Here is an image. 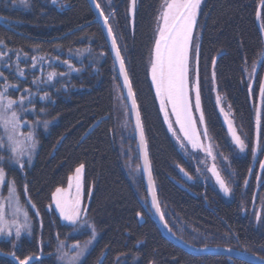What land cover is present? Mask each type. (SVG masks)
Instances as JSON below:
<instances>
[{"label":"trees","instance_id":"obj_1","mask_svg":"<svg viewBox=\"0 0 264 264\" xmlns=\"http://www.w3.org/2000/svg\"><path fill=\"white\" fill-rule=\"evenodd\" d=\"M162 1L135 0L130 16L132 0H114L110 20L142 116L162 211L167 206L184 222L209 235L208 240L213 237L206 246L181 238L189 244L234 248L264 258L260 251L264 249V234L255 231L248 217H242V206L250 208L253 196L252 189L242 196L241 186L247 180L254 188L257 178L249 176L251 158L233 159L239 181L238 196L232 202L210 186L193 185L189 193L175 183L179 179L176 168L186 169L187 164L165 126L148 69ZM94 21L87 0H58L55 5L49 0H28L25 8L0 9V45L5 44L26 59L23 67L27 78L39 80L53 63L52 71L67 75L50 84L51 124L48 133L39 137L34 161L23 172L8 167L22 202L27 204L28 198L32 206L34 232L21 241L16 255L39 258L32 264H59L56 253L60 241L83 245L89 239V233L63 225L55 212L47 210L52 192L66 187L67 176L82 163L85 191L91 190V196L86 195L87 222L98 234L82 264H249L223 256L195 257L163 238L151 218L144 182L137 191L125 174L114 144L113 88L119 81L103 32ZM199 24L201 109L207 129L228 155L232 154L231 146L214 103L213 85L230 104L250 146L257 142L258 111L259 138H264V101L260 97V83L264 82V60L260 57L264 51V9L260 8V0H206ZM32 57L42 58V64L35 63L36 68H32ZM65 60L72 68L62 63ZM258 60L256 84L251 92L245 68ZM21 83L23 87L32 85L30 81ZM25 184L27 194L23 193ZM166 222L180 237L167 219ZM12 251L9 243L0 241V252ZM0 264L14 263L0 257Z\"/></svg>","mask_w":264,"mask_h":264},{"label":"snow or ice","instance_id":"obj_2","mask_svg":"<svg viewBox=\"0 0 264 264\" xmlns=\"http://www.w3.org/2000/svg\"><path fill=\"white\" fill-rule=\"evenodd\" d=\"M57 0H52L55 4ZM20 4L27 6L28 0H19ZM133 7L135 6V0H132ZM201 6V0H163L161 5L160 15L157 17V29L154 39L153 53L151 59V81L155 87L156 97L159 99L160 112L164 115V123L168 125V131L172 133L176 138L177 144L185 154H188V145L192 149L202 148L200 144V133L197 128V123L205 124V117L201 109V89L198 69L195 74V80L190 77V65L195 53L196 59H199L200 45L194 43L198 38L194 36V31L197 28V17ZM96 8L99 9L100 5L96 4ZM260 8L264 9V0H260ZM103 16V11L100 12ZM261 18V12L257 11V19ZM105 25L108 23V18L104 19ZM261 31L264 32V24L261 25ZM108 35L113 36L111 27L108 28ZM2 43V41H0ZM112 49L115 52L116 60L119 62L120 74L124 78V86L128 89V99L132 102V110L136 112V126L140 130V139L142 146L146 149L144 143L143 129L140 122V114L137 109L135 100V94L132 90V85L128 77V73L125 69V62L121 57L120 49L117 47V41L113 37ZM260 57L264 60V51L260 53ZM3 59V54L0 53V60ZM19 59V56L17 57ZM35 67V57H32ZM42 59V58H41ZM67 64L69 68H72L68 61H62ZM213 65L215 60L212 61ZM260 61H256L252 65V71L249 74L250 79L254 78L257 74V66ZM16 71L20 76H24L23 69L19 64L16 66ZM57 75L56 72L48 74V81H51ZM59 75H64L60 73ZM0 78H3L5 83L0 85V129H3V136H0V149L4 150L3 154H0V189L7 187L8 196H0V237H7L9 240L18 241L21 237L22 231H27L31 235V226L29 223L30 217L27 208L21 203V194L18 191L15 177H10L5 170V165H16L21 172L26 170V167L31 164L33 155L39 143L35 125H38L40 121H35L33 125H29L28 131H22L21 129L28 125L27 120H22L21 113L26 112L29 109L25 107V99H28L32 93L31 89H24L29 95L25 97L21 95L20 98L13 99L9 94V88H19V84L8 83V77L5 76L3 71H0ZM215 74L213 73V79ZM35 83V81H33ZM249 91L251 86L249 85ZM194 92V104L192 93ZM260 97L264 100V82L260 83ZM48 93L45 92L41 99H48ZM29 103L31 100L29 99ZM219 104V98L217 99ZM171 105V115L175 116V125L179 126V135L174 128L173 122L170 120V113L168 106ZM32 111H35L33 108ZM43 111V109H41ZM194 111L199 112L198 121L194 117ZM257 145L253 148L252 154L255 157L257 150L259 149V130H260V112H257ZM43 126L47 128L48 122L45 121ZM231 131V125L229 126ZM203 135L207 137V128L203 132ZM233 140L240 152H244L247 148L245 142L235 132L232 133ZM186 142V143H185ZM206 155L212 156V152L208 150ZM25 157L27 159L25 160ZM215 160V157H212ZM260 168L264 169V161L260 162ZM84 164H80L75 168L74 173L67 176V186H60L55 189L51 194V208L52 204L55 205L56 211L59 212L61 219L68 221L70 224L77 225L82 214H87V208L84 205L85 195L91 196V190L85 192V176H84ZM215 177L216 183L219 185L220 190L227 196L231 194L232 189L226 184L225 180L221 178L220 173L217 171L215 164L211 168L207 169ZM144 171L148 173L149 190L152 195L151 206L156 210L159 218L162 222H165V215L159 207L155 189L152 185L151 173L149 171V162L147 158V152L144 154ZM184 172V169H180ZM197 171H200L197 169ZM251 172V170H249ZM184 175L188 179L187 172ZM260 177H257L259 180ZM245 180V185H247ZM23 193L27 194V185L23 187ZM35 207V205H33ZM7 209V211H6ZM8 212L11 213V220L7 218ZM37 215L39 213L37 212ZM139 216L140 213H137ZM256 219L259 221L261 216L256 213ZM23 220H20V217ZM164 226L168 225L165 222ZM92 227V226H90ZM14 230V231H13ZM171 232V229L169 228ZM96 237L95 228L92 227L91 238L85 241L83 245L79 242L73 244L70 249L67 248L65 241H60L57 245L58 253L57 259L62 264H82V259L88 251L89 245ZM59 239V237H57ZM13 249L16 248V244H12ZM72 249H75V253L72 254ZM231 251V249H229ZM15 260L16 264H30L34 256L29 255L20 258L16 255L15 251L9 253ZM257 264H264V260H260Z\"/></svg>","mask_w":264,"mask_h":264},{"label":"rangeland","instance_id":"obj_3","mask_svg":"<svg viewBox=\"0 0 264 264\" xmlns=\"http://www.w3.org/2000/svg\"><path fill=\"white\" fill-rule=\"evenodd\" d=\"M50 3H52V0H49ZM163 2V1H162ZM206 0H201V6L200 10L198 13L197 17V28L194 31V36H196L198 39L194 41V43H199L201 44L202 40V31L200 28V18L201 14L204 8ZM58 3V0L55 4ZM98 3L100 4L102 10L106 14V16H110L111 13L113 12L114 9V0H98ZM53 4V3H52ZM53 4V5H55ZM162 5V3H161ZM161 5L160 9L158 11L157 17L160 15L161 12ZM15 6V7H14ZM25 8V5L20 4L19 0L17 2H14V0H0V9H9L13 10V8ZM133 10V4L131 3L130 5V16ZM114 30L116 32V27L115 24H113ZM156 29H157V19L155 23V29H154V36H153V46H154V39L156 36ZM117 36V34H116ZM117 38H119L117 36ZM0 53L3 54V59L0 60V71H3L5 76L8 77V83L10 84H19V88H9V94L11 95V98L13 99H19L21 95H24L25 97H28V93L24 91V89H31L32 95L28 98L25 99V107L29 109L26 112L21 113V118L22 120H27L28 125H25L24 128H22V131H28L29 130V125H33L35 121H40L38 125H35V132L39 141V137L41 133L46 134L48 133V128L50 126V119L48 118V113L49 109L48 106L52 105L51 99H50V94L53 89H51L50 84L51 82L56 79V78H62V76H67L65 73L64 75H57L51 80L48 81L47 77L48 74L52 71L53 69V64H50V69L47 71H43L41 73L42 77L39 78V80H34L29 79L26 77V70L23 67V63L26 62V59H23L21 55L19 54L18 51L16 50H11L9 49L5 44L0 45ZM152 53H153V47H152ZM152 53L149 59L148 63V69H149V77L151 81V72H150V67H151V59H152ZM103 56L102 54H100ZM19 56V59L17 57ZM99 56V55H98ZM42 59H35V63L37 64H42ZM19 64L20 68L23 69L24 71V76H20L17 71H16V66ZM49 67V66H48ZM36 68V67H32ZM197 71V59L195 56V53H193V58L191 61L190 65V77L192 80H195V74ZM252 71V67H246L245 68V75L246 79L248 82V86H251V92L254 90V86L256 84V75L254 78L250 79L249 74ZM264 73V71H263ZM264 77V76H263ZM22 81H26L32 84L30 87L22 86ZM35 81V83H33ZM5 81L3 78H0V85H3ZM152 83V81H151ZM155 96V87L152 85ZM53 88V87H52ZM114 123H115V128L113 131V140L116 148L118 149L120 156H121V161L122 165L124 167L125 174L127 175L128 179L131 181V183L137 187V191L139 190V185L141 182L143 183V178H142V171H141V166H140V161H139V155H138V150H137V145L135 142V134L133 130V125L131 122L129 110L127 107L126 100L124 98L123 92L121 90L120 84L115 83L114 84ZM48 93V99H41L40 96H44V93ZM213 92H214V103L216 105L217 111L219 113V116L225 125L227 129V134H228V142L230 143L231 146V152L232 154H225L221 151V149L218 147L216 144L214 138L212 137L211 133L207 129L208 135L205 137L203 135V132L205 130L206 124H199L197 123V128L200 133V144L202 145V148H197V149H192L190 145H188V154L186 155L184 151L180 149V147L177 144L176 138L173 137L172 133L168 131L169 135L171 136L174 144L176 145L177 149L179 150L181 156L184 159V162L187 164V168L184 169V172L188 173V176H191V179H188L187 176L184 175V172H181L180 169L181 167H177L176 170L179 175V179L175 180V183L182 188L183 190L192 193L190 190V187L193 185H203V186H210L212 187L224 200L228 202L234 201V199H237V188H238V173L236 169L233 167V159H249L251 158V172L249 174L250 178H253V176L260 177L259 180H256L255 187L252 188L249 186V181H247V185L245 183L241 186V195L244 196L245 192L248 190H251L252 196H253V202L250 208H247L245 206H242V217H248L250 223L254 226V229L256 232L264 234V191H263V185H264V169L260 168V162L264 161V138L261 136L259 138V149L257 150V155L253 157L252 150L253 148L257 145L256 143H253L252 146H250L248 139L246 138V135L242 128L237 124L234 116V112L230 106V104L227 102L226 98L218 93V90L216 87L213 85ZM192 98H193V104H194V92L192 93ZM219 98V104L217 103V99ZM29 99L31 100V103H29ZM159 110H160V103L159 99L156 97ZM264 101V100H263ZM35 109V111H32V109ZM43 109V111H41ZM263 109V108H262ZM168 111L170 113V120L174 124V128L177 131L179 135L182 136L181 133H179V126L175 125V116L171 115V105L168 106ZM161 116L164 121V115L162 112ZM194 117L197 119L199 118L200 113L194 111L193 113ZM262 116V115H261ZM48 122L47 128L43 126L44 122ZM231 125V131L229 130V126ZM165 126L168 130V125L165 123ZM207 128V127H206ZM235 132L240 138L245 142L247 145V148L244 152H240L239 148L236 146L235 141L233 140V135L232 133ZM0 136H3V129H0ZM186 143V142H185ZM39 144V143H38ZM38 146L35 150V153L33 155L31 163L34 161V158L36 156ZM210 150L212 152V156L206 155V152ZM4 150L0 149V154H3ZM215 157V160H213L212 157ZM27 157H25V160ZM215 164L217 171L220 173L221 178L225 180L226 184L232 189L230 195H225L219 188V185L216 183L215 177L212 175L210 171H208V168H211ZM31 165V164H30ZM8 167L10 168H15L16 170H19L18 166L16 165H5V170L8 172ZM199 169L200 171H197ZM20 171V170H19ZM10 176V175H9ZM84 176H85V169H84ZM141 186V185H140ZM86 192V191H85ZM0 196L7 197L8 192H7V187L5 186L3 189H0ZM27 204H24L21 199V203L27 208L29 212V223L31 226V235L28 234L27 231H22L21 237L19 238L18 241L16 240H9L7 237H0L1 242H6L9 243L11 246L13 243L16 244V248L13 249V251H17L20 247L21 241L24 238L31 237L33 235V222L31 221V203L29 202V199L26 198ZM85 208H87V214H82L80 217V220L77 225L70 224L68 221H65L61 219L60 214L58 211L55 209V205L52 204L51 208H47L49 212H55L59 219L61 220V223L63 225L67 226H72L78 229L81 233H89V239L91 238V232H92V227H94L90 222H87V215H88V208H89V199L88 197H84V205ZM164 214L165 218L168 220L170 226L173 228V230L180 236V238L187 239L189 242L197 244L199 246L203 245H209L210 241L212 240L213 237L210 236L211 240L207 238L209 235L205 233H201L198 230H196L193 226L190 224L184 222L182 219L179 218L171 209H169L167 206L164 208ZM7 211V209H6ZM256 213H259L261 216V219L258 221L256 219ZM7 218L11 220V213L8 212ZM40 219V218H38ZM20 220H23V217H20ZM92 226V227H90ZM14 231V230H13ZM96 232V230H95ZM88 239V240H89ZM98 239V234L96 232V237L94 240H92V243L88 247V251L92 246L96 243ZM226 240L229 238L226 237ZM87 240V241H88ZM66 242L67 248L65 250H68L71 248V244L67 241ZM60 243V242H59ZM230 244L229 242H227ZM72 254L75 253V249H72ZM87 251V252H88ZM262 253H264V249H260ZM87 254V253H86ZM56 255L58 256L59 253L57 251ZM56 256V257H57ZM85 256L83 257V259ZM82 259V260H83ZM58 260V259H57ZM59 264H62L60 260H58Z\"/></svg>","mask_w":264,"mask_h":264},{"label":"water","instance_id":"obj_4","mask_svg":"<svg viewBox=\"0 0 264 264\" xmlns=\"http://www.w3.org/2000/svg\"><path fill=\"white\" fill-rule=\"evenodd\" d=\"M87 1H88L89 5H90V7L94 13V16H95L94 23L98 24L100 26L102 32H103V35H104L105 40L107 42L109 51L111 53V56H112V59H113V62H114L115 68H116L117 78L120 82V85H121V88H122V91H123V94H124V97H125V100L127 103V107H128L129 113H130L132 125H133V130H134V134H135V140H136L137 150H138V155H139V160H140V166H141V171H142L143 182H144V186H145V190H146L147 198H148V203H149L150 215H151L152 220L156 224L157 228L161 232L163 238L166 239L171 244H173L175 247L183 250L185 253L192 255V256H195V257L223 256V257H228V258L235 259V260H240V261H243V262L249 263V264H257L258 261L264 260V258L261 257L260 255H257L254 253H249V252L244 251V250L227 248V247H198V246L189 244L186 241L179 238L172 230L170 232L169 226L167 228L164 226L166 219H165V222H162L159 218V215L156 213V210L154 208H152V206H151L152 195H151V192L149 190L148 173L144 171V154H145V151L147 152V158H148V162H149V171L151 173V178H152V185L155 189L157 200L159 203V207L162 211V207H161L160 200H159V194H158V190H157V185H156V181L154 178L153 166H152V162H151V158H150V152H149V146H148L146 133H145L144 125H143V120H142L139 105L137 102L136 94H135L133 86H132V90L135 94L137 109H138L139 114H140V122H141V126L143 129L144 143L146 144V149L141 144L140 130L136 126V112L132 110V102L130 99H128V89H127V87L124 86V78L120 74L119 62L116 60L115 52L112 49V39H113V37L116 39L113 30H112L113 36L110 37L108 35V28L111 27V25H110L111 15L109 17H107L108 23H107V25H105L104 19H105L106 15L104 14L103 16H101L100 12L103 10L101 9V7L99 9L96 8V4H99L98 1L97 0H87ZM117 47L119 48L118 43H117ZM121 57L123 58L122 53H121ZM123 60H124V58H123ZM124 62H125V60H124ZM125 69L128 73L126 63H125ZM128 77H129V74H128ZM129 80L131 82L130 77H129ZM131 85H132V83H131ZM229 249H231V251H229ZM0 257L5 258L7 260H10L14 264H16V260L9 254L0 252ZM37 260H39V258H34L32 261H30V264L34 263Z\"/></svg>","mask_w":264,"mask_h":264}]
</instances>
